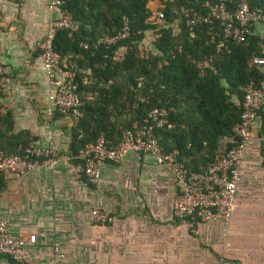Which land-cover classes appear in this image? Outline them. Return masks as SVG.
Segmentation results:
<instances>
[{"label":"crops","instance_id":"crops-1","mask_svg":"<svg viewBox=\"0 0 264 264\" xmlns=\"http://www.w3.org/2000/svg\"><path fill=\"white\" fill-rule=\"evenodd\" d=\"M45 4L0 0L1 111L10 113L12 134L26 132L29 146L51 145L57 157L54 170L10 175L0 192V221L10 235L34 236L33 263L48 264L56 245L62 264H264V146L258 140L264 111L244 145L225 223L174 219L173 178L149 154L129 152L117 164L104 162L96 183L75 179L68 152L75 118L44 111L47 88L34 43L50 16ZM249 38L264 51V26L253 25ZM252 67L264 88V65ZM225 142L220 139V152ZM92 207L112 216L111 222L89 223ZM12 262L0 256V264Z\"/></svg>","mask_w":264,"mask_h":264},{"label":"trees","instance_id":"trees-1","mask_svg":"<svg viewBox=\"0 0 264 264\" xmlns=\"http://www.w3.org/2000/svg\"><path fill=\"white\" fill-rule=\"evenodd\" d=\"M151 1L62 0L61 8L76 30L69 35L56 31L52 48L59 62L74 71L75 93L81 102L72 119L68 152L74 156L100 134L111 147L122 131L142 124L147 111L160 108L166 112V123L153 130L157 143L165 152L175 150L176 160L185 169L200 172L220 154V139L225 138L224 148L228 147L240 112L238 87L248 82L259 87L262 74L249 60L264 58V51L249 37L246 45L227 41L216 50L208 43L203 24L190 28L185 24L191 12H206L212 0H160L158 24L149 20ZM245 1L248 7L264 10V0ZM123 17L127 38L91 49L78 46L113 36ZM147 31L151 50L142 54L138 44ZM27 136L26 132L11 133L10 113L0 107V151L25 157ZM3 189L0 175V192Z\"/></svg>","mask_w":264,"mask_h":264},{"label":"built area","instance_id":"built-area-1","mask_svg":"<svg viewBox=\"0 0 264 264\" xmlns=\"http://www.w3.org/2000/svg\"><path fill=\"white\" fill-rule=\"evenodd\" d=\"M62 0H46L49 18L46 21L42 37L34 43L37 58L40 61L43 79L47 88L45 94V114L50 117L54 112L65 114L71 118L77 115L81 105L75 90L74 71L63 62L52 48L54 34L58 30L67 35L76 30L68 12L61 8ZM207 11L191 12L185 24H203L206 27L208 43L219 50L230 41L234 44L246 45L251 35V27L255 24L264 26V10L259 7H248L245 0H212L206 4ZM162 14L154 12L149 20L160 23ZM191 34V32H190ZM128 36L126 19H121V26L113 36H102L94 42H79L83 49L95 48L97 45H113ZM251 65H264V58L251 57ZM4 83V68L0 64V88ZM242 94L240 112L237 121L231 127V138L228 147H223L211 163L200 172L188 171L176 160V151L165 152L157 143L153 130L166 123V112L160 108L147 111L142 124H133L122 131L118 142L107 146L102 134L92 142L77 150L74 156L73 176L86 183H96L99 179V168L104 162L119 163L131 152L149 154L156 164L163 166L173 178L175 194L170 201V212L178 221L219 220L225 223L230 215L232 201L238 180L237 169L242 157L244 145L251 139L252 124L259 111L264 109V88L256 87L248 82L238 87ZM258 140L264 146V124L261 125ZM25 157L4 155L0 151V175L3 181L10 175H18L27 171L46 168L54 170L57 157L50 145L45 148L27 147ZM87 219L91 224H104L112 220V216L97 208L88 209ZM32 234H19L12 237L8 225L0 221V255L7 256L15 264H34L29 254L33 244ZM48 264H62L61 255L56 245L51 248Z\"/></svg>","mask_w":264,"mask_h":264},{"label":"rangeland","instance_id":"rangeland-1","mask_svg":"<svg viewBox=\"0 0 264 264\" xmlns=\"http://www.w3.org/2000/svg\"><path fill=\"white\" fill-rule=\"evenodd\" d=\"M160 0H153L151 1V4H147V8L151 11V14H153L154 12H158L159 7H160ZM151 32L147 31L144 34V38L143 40H141V42L138 44V51L139 53L145 52V49L151 50L150 48V40H151ZM123 52V49H120L118 54L120 55Z\"/></svg>","mask_w":264,"mask_h":264}]
</instances>
